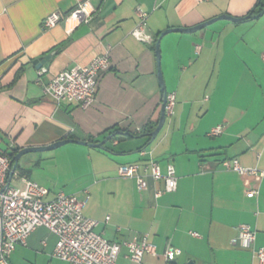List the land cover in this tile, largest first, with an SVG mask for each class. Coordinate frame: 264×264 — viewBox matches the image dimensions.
<instances>
[{"label": "crops", "instance_id": "0c3cea01", "mask_svg": "<svg viewBox=\"0 0 264 264\" xmlns=\"http://www.w3.org/2000/svg\"><path fill=\"white\" fill-rule=\"evenodd\" d=\"M79 1L95 8L88 22L69 29L61 21L41 29L49 13H66ZM256 2L0 0V153L8 156L63 138L98 142L110 135L103 148L68 142L40 150L47 153L31 156L30 166L20 157L13 173L19 185L35 181L47 190V199L58 192L86 198L83 214L97 220L96 230L110 241L147 234L156 254L144 253L142 264H186L189 259L196 264H259L253 249L240 247L235 239L238 225L246 223L255 230L253 248L264 247V13L164 34L160 68L175 103L151 142L143 133L147 123L157 121L161 105L155 60L159 33L220 14L243 17ZM139 12L146 13V40L130 33ZM51 52L47 66L36 68L33 59ZM104 53L111 64L97 80L91 105L56 103L44 93L43 86L57 72ZM217 126L221 132L211 135ZM143 147L161 172L169 163L174 166V191H163L161 179L148 178V186L139 189L133 179L118 175L119 165L142 159L138 151ZM232 157L263 174L220 167ZM42 162L48 163L43 170ZM33 165L41 171L31 170ZM55 172L67 177L65 188L57 189L58 183L48 179ZM252 189L258 193L247 196ZM55 243L51 231L37 227L25 245L15 247L9 264H70L52 256ZM168 245L181 250L172 262L163 255ZM125 253L122 247L116 264H134Z\"/></svg>", "mask_w": 264, "mask_h": 264}, {"label": "built area", "instance_id": "2783aa9c", "mask_svg": "<svg viewBox=\"0 0 264 264\" xmlns=\"http://www.w3.org/2000/svg\"><path fill=\"white\" fill-rule=\"evenodd\" d=\"M95 8L88 1H79L71 10L63 13L53 11L41 20L42 30L49 29L64 21L69 29L80 23L88 22ZM140 20L131 30V34L139 39L149 38L144 33L146 13L139 12ZM264 62V52L261 54ZM107 53L92 59L86 65H76L60 70L43 86L45 94L50 95L56 103L62 100L76 102L86 108L95 98L97 80L110 67ZM43 70H39L41 74ZM175 103V94L167 92L165 100V114L170 115ZM137 129L136 132H140ZM221 132V127L211 129L210 134ZM141 160L121 164L117 168L120 177L135 181L137 188L145 189L148 178L163 180V191L171 192L176 189L177 176L174 166L169 163L165 172H161L158 162L145 147L139 149ZM220 167L245 174H263L256 167L240 164L237 158H225ZM11 170V159L0 153V264H9V256L17 245H25L27 237L37 228L45 227L56 236V243L52 256L70 264H116L121 248H126L125 258L134 264H142L144 253L155 255L154 244L148 242L147 234L133 235L120 241H110L96 230L97 220L86 217L83 212L85 199H79L75 194L56 193L47 199V190L32 180H25L22 187L8 181ZM12 178V177H11ZM258 193L256 189L249 190L247 196ZM156 191L155 196H160ZM108 216L105 220H108ZM192 235H198L191 232ZM255 230L246 223L237 227L236 241L242 248L253 249L259 264H264V247L253 248ZM181 250L168 245L164 250L166 262H172Z\"/></svg>", "mask_w": 264, "mask_h": 264}, {"label": "water", "instance_id": "95a60500", "mask_svg": "<svg viewBox=\"0 0 264 264\" xmlns=\"http://www.w3.org/2000/svg\"><path fill=\"white\" fill-rule=\"evenodd\" d=\"M263 13H264V7L260 11H258L257 13H255L253 15L252 14L251 15H245L243 17H233V16H230L227 14H220L216 17H213L211 19H208L206 21H203V22H201L197 25L191 26V27L167 28V29H165L159 33V35L157 36V38L155 40V60H156L157 79H158L159 88H160V95H161V105H160V111H159V115H158V119H157V125L153 129V131L149 134L150 142L156 137L157 133L159 132V130L163 126V124L165 122V118H166L164 107H165L167 90L165 87L162 71L160 68V46H159L160 38L164 34H166L168 32H173V31H175V32H186V33L195 32L196 30L201 29V28L211 24L212 22H214L218 19H228V20L237 22V21H241L243 19L255 18L257 16H260ZM52 54H53L52 52L47 53V54L43 55L42 57L33 59L32 62L36 68H41L42 66H47V62H48V60ZM109 137H110V135H107L106 137H104L102 140H100L98 142L83 141V140L73 139V138H63V139H59L57 141H54V142H52L46 146L22 147L12 155V158H11L12 165H11V170L9 173L8 181L11 179V177L15 171V168L17 166L19 158L25 153L33 152V151H40V150L53 149V148H56L62 144L68 143V142H75V143H79V144L89 145L92 147L103 148V144L109 139ZM186 264H196V263L193 259H189L186 262Z\"/></svg>", "mask_w": 264, "mask_h": 264}, {"label": "rangeland", "instance_id": "374dc122", "mask_svg": "<svg viewBox=\"0 0 264 264\" xmlns=\"http://www.w3.org/2000/svg\"><path fill=\"white\" fill-rule=\"evenodd\" d=\"M216 23H217V21H216ZM63 145H65V144H63ZM49 151H51V150H49ZM40 153L44 154V153H47V151L28 152V153H25V154H23L21 156L22 159H21L20 162L26 161L27 163H29V166H30V164H32L31 163L32 161L30 160V157L31 156H35V155H39ZM47 165H48V163L42 162V166H41L42 168H41V170L47 168ZM30 169L31 170L34 169L35 171H38V172L41 171L40 169L38 170L37 166H34V165L31 166ZM48 179L50 180V182H56V185L58 183V186L56 187L57 189H63V188H65L64 183L66 182V180L68 181L67 177L66 176H63V174L60 173V172L59 173H57V172L51 173L50 176L48 177ZM18 180H19L18 177L14 174L13 177H12L11 183L12 184H15V185H18V187H22V186L19 185L20 182ZM50 185H51V183H50ZM48 188H51V187H48Z\"/></svg>", "mask_w": 264, "mask_h": 264}, {"label": "trees", "instance_id": "16d2710c", "mask_svg": "<svg viewBox=\"0 0 264 264\" xmlns=\"http://www.w3.org/2000/svg\"><path fill=\"white\" fill-rule=\"evenodd\" d=\"M264 7V0H257V2H256V5H255V7L253 8V10L251 11V12H249L247 15H251V14H254V13H256V12H258V11H260L262 8ZM244 20V19H243ZM156 125H157V121H155V122H153V123H147L144 127H143V133H145L146 135H148V140H150V136H149V134L153 131V129L156 127ZM141 131H142V129H141ZM140 131V132H141ZM119 132H121L122 134H129V135H133V134H131V133H128V132H126V131H124V130H121V131H119ZM137 133V132H136ZM135 133V134H136ZM12 153L11 154H9L8 156L10 157V159L12 158ZM11 165H12V161H11ZM17 167V166H16Z\"/></svg>", "mask_w": 264, "mask_h": 264}]
</instances>
